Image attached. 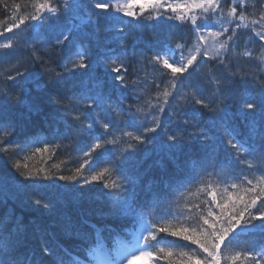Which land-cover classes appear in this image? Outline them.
<instances>
[{
  "label": "snow or ice",
  "instance_id": "obj_1",
  "mask_svg": "<svg viewBox=\"0 0 264 264\" xmlns=\"http://www.w3.org/2000/svg\"><path fill=\"white\" fill-rule=\"evenodd\" d=\"M261 3H264V0H261ZM243 5L244 0H232L228 15L234 19L228 21L229 25L235 20L243 21ZM137 6H139L140 15L144 13L145 8L151 7L157 12L153 19H175L184 22L186 19L184 15L172 16L163 10L172 8L175 11L186 7L190 12L193 9L218 12L220 0H191L185 5L177 4L175 7L167 0H128L123 6L113 5L109 0H100V2L93 0L92 11L86 13L87 20L84 24L97 28L112 16L109 12L110 8H113L116 13L122 12L128 17L139 19L137 12L133 11ZM7 7L5 5V10ZM19 7L16 5V8ZM74 7L75 0H63L62 7L59 4L53 6L51 0H42V2L37 0L34 13L27 17L17 16L15 19L19 20L18 24L13 22L5 27L6 32L13 33V30L19 29L20 25L31 26L35 31L45 22L49 28L59 24L62 19L70 24L66 30H61L54 37L55 48L67 49L64 56L56 62L59 71L53 67L51 55L46 58L40 54L46 49L30 46L31 55L27 63L15 57L16 63L13 64L9 60V74L0 73V76H4L5 81L13 86V92L23 93V96L13 95V92L0 89V134H2L0 145L7 138L29 127L31 122L24 118V110L28 114L43 113L44 122L50 124L53 137L60 140L67 138V132L72 125L55 109L44 112V101L36 102L31 99L33 87L37 92L51 89L47 103L59 105L65 97L56 89L70 90L65 74L83 75L80 70L91 67L93 71L87 74V80L79 82L80 91L72 92L70 99L77 98L78 103L85 109H92L94 113L102 104L107 103L108 98L102 91L105 78L110 77L112 82L121 89H129L126 80L129 65L128 45L125 39L118 40L119 51L115 48H100L94 31H86L79 24L72 23L71 13ZM238 9H240L239 14H237ZM261 16L264 18V12ZM187 19L196 30L199 40L204 41L205 37L199 34L209 25L206 22L198 25L195 16ZM206 20L207 17H205ZM26 21H28L27 24ZM240 27V23H235L232 35H228L226 42L219 45L215 55L209 53L206 45H199L193 48L191 54L185 56L183 54L185 45L177 44L173 47L165 42H161L156 49V54L151 58L145 56L143 52L140 53L142 60H147L149 65L159 66L166 73H170L171 87L174 91L177 81L181 85L185 80L192 81L190 98L181 96L180 99L186 100V104L177 107L174 112L170 110L166 121L159 119L165 111L164 107L151 104L148 105L151 110L146 113L143 109L133 112L129 106V111L123 114L125 116L123 120L122 113L112 108L111 119L106 116V122L100 121L98 113L91 123H85L79 113H67L73 121L80 124L76 133L78 136L93 130V124L101 126L97 129L99 136L94 139V142L88 143L89 150L84 152V156L92 158L96 150H102L99 154L103 156L107 151L113 157L108 161L110 167H104L99 171L89 169L90 175H86L84 165L90 160H85L84 164L77 167L70 175H58L42 170H27V164H21L20 160L12 161V158L8 157L11 167L16 170L20 178L17 181L20 187L55 180L77 184L100 182L99 194L86 196L85 193L80 192L77 193V197L81 201L99 200L103 207L92 213L96 217L95 223L84 214L75 221L71 217L65 218L62 231L66 237L78 242L74 249L75 255L55 242L54 234L48 228L37 225L35 222L25 224L21 217L7 214L0 217V264H67L64 257L69 255L71 264H134V261L140 258H147L155 264H162L163 261H169L172 264L174 254L170 249L155 248V243L159 242L157 233L190 241L198 245L202 253L207 254L204 259H201L196 252L191 254L183 252L174 264H222V245L241 247L251 264H264V186L261 185L264 175H261L255 184L253 180L248 179L247 175H244L241 181L247 184L244 195L237 194L239 186L235 182L219 181L218 184H223L219 194L209 186L205 191L206 196L210 198L206 201L207 210L201 209V215L196 217L191 227L183 225L157 227L150 220L144 221L143 215L145 209L166 201L169 195L199 181L203 176L216 174L218 168L231 169L235 173L242 164H246L252 173L264 174V80L259 79V75H264V70H259V75L249 72L240 73L239 70L232 72L229 66L230 60L225 59L236 29ZM228 31V27H223L221 32L213 33V35H225ZM256 35L259 40L264 41V33H256ZM0 38H3V33H0ZM133 40L135 41L136 38L134 37ZM94 44L97 46L95 53L93 52ZM0 49L12 50L11 38L7 43H0ZM3 55L13 56V52L5 51ZM132 55H137L134 50ZM244 55L252 57L251 52H245ZM261 59L264 60V57ZM210 62L215 63L210 64ZM201 63L210 65L206 73L200 71ZM96 69H102L103 76H97ZM20 81L23 83L21 84ZM89 81L92 82L91 88L88 87ZM75 87L77 85H72V88ZM93 90L95 95H90L89 93ZM164 95L167 98L172 94L165 91ZM165 102L167 103V99ZM176 113H180V118H177ZM238 122L243 125V131L237 127ZM60 123L65 125L64 132L60 131L58 126ZM122 125L134 128L136 134L124 131ZM118 132L122 136L131 137L140 146L155 145L160 136H163V146L169 149L170 159H174L175 152L183 150L184 141L190 138L201 153V166L187 171L177 168L174 176H169L163 181L165 191L162 194L153 192L151 182L141 188L140 182L146 172L138 173L131 166L136 149L132 148L131 152L124 149L118 157L115 155L118 149L115 147L111 150L106 149V145L117 144L115 139L109 140L107 137L115 136ZM25 135H27L26 132ZM37 142L42 141L37 138ZM220 145L226 149V157L223 161L217 159ZM16 148L19 151H16ZM24 150L23 140L15 148L10 145L2 149L4 153L11 151L14 155H19ZM48 151L49 145L45 143L44 147L35 148L33 155ZM249 158L256 163L253 165ZM164 172L167 173V169H164ZM109 175H114L115 179H109ZM236 179L240 177L236 176ZM5 184V178L0 176V190ZM26 198L49 211L55 206L50 200L44 197L37 198L32 192H28ZM0 202L6 203V201ZM137 220L144 221L141 234L132 233V241L125 243L120 238H126L130 234L129 225ZM143 232H147V235H143ZM257 235L260 236L259 241L255 239ZM242 237L248 239H241ZM240 254L237 253L232 260L234 262L238 260Z\"/></svg>",
  "mask_w": 264,
  "mask_h": 264
},
{
  "label": "trees",
  "instance_id": "obj_2",
  "mask_svg": "<svg viewBox=\"0 0 264 264\" xmlns=\"http://www.w3.org/2000/svg\"><path fill=\"white\" fill-rule=\"evenodd\" d=\"M35 0H0V33H3V37H7L5 34V27L11 23H19V20L10 21L12 16H24L34 13V2ZM52 1V0H51ZM95 2H100V0H95ZM113 5L123 6L121 0H109ZM124 2V1H123ZM173 7L175 5H185L191 2V0H167ZM93 0H75V7L72 16V23L79 24L81 27L85 28L86 31H94L98 38V45L100 48H115L119 51L118 40L120 38L125 39L128 45V60H136L140 57V53L143 52L145 56L151 58L156 54V49L160 46L161 42L169 43L173 47L177 44L186 45L190 50L199 41V36L196 30L191 25L190 21L187 19V8H179L173 11L172 8H166L168 15L179 16L184 15L187 17L184 22L179 20H156L153 19L157 15V12L151 7L145 8V11L140 15L139 6L135 7L133 11L137 12L139 19H133L126 16L124 13H116L113 8L109 9L112 13L109 20L105 21L97 28H92L90 25L85 26L84 22L87 20L86 13L92 11ZM232 0H220V10L218 12H204L200 9L193 10V16L196 17L197 24L207 23L209 27L202 31L199 35L205 37L207 43H211V40L215 42L214 53L219 48L221 43L226 42L227 36L232 35V30L235 28V23H240L241 27L236 29V34L233 37V42L230 44L229 52L225 56L226 60H230V69L232 72L240 73H257L259 75V70H264V41L259 40L256 33H264V18H262L261 13L264 12V3L261 0H244V19L243 21L235 20V22L229 25L228 21L234 19L228 15ZM5 5H7V10H5ZM19 5V8H16ZM60 6H63V0H60ZM33 8V10H32ZM32 10V11H31ZM99 11V10H96ZM240 9H238L239 14ZM205 17L207 20L205 21ZM28 21H26V24ZM47 24V22H45ZM45 24L41 25L37 33H31L32 29L20 25L19 29L13 30V35L15 36V42L17 44L16 53L21 58L23 57V49L27 51L29 48L21 45L20 43H26L32 41L34 38L36 40V48L42 49L43 42L46 44V51L41 55L48 58L50 55L53 58V67L59 70L57 61H59L67 49L55 48L54 37L61 31L66 30L70 24H68L63 19L59 24L54 25V29L46 28ZM247 26V27H245ZM223 27H228L229 31L225 35L215 36L213 33L221 32ZM106 28L108 29L106 31ZM122 29V31H120ZM23 30V31H22ZM153 31L156 32L157 42L154 43L149 35H152ZM18 32V33H17ZM28 32V33H26ZM26 33V34H25ZM30 33V34H29ZM161 35V37H159ZM136 38L134 41L133 38ZM1 40V38H0ZM4 41V40H2ZM67 43V42H66ZM156 46V48L151 49L150 46ZM134 46V47H133ZM97 49L96 44L93 45V52L95 53ZM133 50L136 52V56H133ZM31 53V51L29 50ZM245 52H251L252 57H247L244 55ZM189 55V53L187 54ZM186 55V56H187ZM2 57V56H1ZM199 59V58H198ZM24 60V59H23ZM147 66L139 65L133 66L131 64L129 69H133L135 76L134 88L130 86V82L126 77L129 89H121L116 84H114L110 77L105 78L104 88L116 92L118 97L114 104H109L108 102L102 104L98 110L104 111V115L110 114L111 109L115 108L118 112L125 114L129 111V106H131V111H136L137 109H143V112H148L151 109L148 107L151 105L163 106L165 111L159 117L161 121H166L169 118V111H175L180 105L173 100L170 96L165 97L162 91L154 86L151 82L152 77L156 74L163 72L159 66H152L147 63ZM3 60L0 59V71H5V64ZM16 63V62H14ZM215 63V62H214ZM213 63V64H214ZM128 65V66H129ZM208 66L201 63L200 71L206 73L208 71ZM84 73V77L87 78V74L92 72L93 69L90 67L87 70H80ZM97 76H103L102 69H96ZM259 79L264 80V75H259ZM186 91L183 96L190 98V93L192 91V81L187 80ZM34 88V87H33ZM0 89L13 92V86L9 82L0 79ZM35 90V89H34ZM60 89H56L59 91ZM18 91H16L17 93ZM15 92H13L14 95ZM31 93V99L35 100L33 97L36 95H46V91H39L38 94ZM17 95L23 96V93L18 92ZM138 97V99H137ZM167 99V103L165 102ZM186 104V100L182 101V105ZM155 114V113H154ZM124 116V115H123ZM177 118H180V113H176ZM32 115H28L27 111L24 110V118L30 120V125L27 129L21 131L19 134L9 137L3 141L0 145V176H3L6 180V184L3 189L0 190V217H4L6 214L9 216L23 217L22 220L25 224H30L35 222V224L40 225L44 228H48L54 234L55 242L59 243L63 247L67 248L68 251L75 255V246L78 243L76 240L66 237L62 231L64 220L66 217H71L73 221L77 220L82 214L88 215L90 220L95 223L96 217L92 213L103 205L99 200L85 199L79 200L77 193L83 192L86 196L90 194H99L101 191L100 182H91L89 184H77L76 182H65L60 180L44 181L36 183L31 186L20 187L17 181L20 179L17 176L16 170L11 167V162L8 161V157L12 158V161L20 160L21 164H27V170H42L48 173H57L58 175H70L81 164H84L85 160H90L88 164L84 165V170L86 175H90L89 169L99 171L104 167H110L108 163L113 157L108 154L107 151L104 152L103 156H100L102 150H96L93 153L92 158L84 156V151H88V143L94 142V139L98 137V133L94 135H87L84 139V144L74 145L71 139L68 137L60 140L54 138L49 131H40L38 126H36L30 119ZM125 116L122 118V120ZM34 122L42 121L40 118L33 119ZM101 122H104L100 119ZM98 128L100 125L95 124ZM124 131L133 132L136 134V130L127 125L121 126ZM174 127V125L172 126ZM237 127L243 131V125L239 122ZM64 128V127H63ZM38 129V130H37ZM25 132L27 135H25ZM45 134L47 136L46 144L49 145V151L45 153H37L33 155V148L40 142H37V138L42 137ZM2 135V134H0ZM108 139V138H107ZM113 139L117 141L115 146L109 144L106 145V149L111 150L113 147L118 149L115 155L120 156L119 152L128 149L130 152L132 148L136 151L134 155L136 156V161L133 160L131 166L138 173H145L142 176L140 186L143 188L144 185L149 182L152 183L153 192L163 193L165 191L163 181L168 179L169 176H174L177 168L187 171L192 168H199L201 166V153L197 150L195 142L193 140L186 139L184 141V148L182 151L174 153V159L169 158V149L164 147V137L160 136L159 140L155 145H137L136 141L131 137L122 136L119 132L113 136ZM25 142V150L19 155H14L13 152L4 153L3 148H8L10 145L15 148L19 145L21 141ZM83 141V140H82ZM45 144V143H44ZM123 146V148H118L116 146ZM130 145L132 147H130ZM139 151H138V148ZM40 147H44L40 146ZM19 151L18 148L15 149ZM21 157H29L28 159H22ZM226 157V149L223 145H220L217 159L223 161ZM251 163L254 165L256 161L249 158ZM167 169V173L164 172ZM243 170V171H242ZM247 175L248 179L253 180L255 184L261 177L259 172L252 173L248 170V165L242 164L240 168L235 170V173L231 169H220L216 170V174L212 176H203L199 181L193 182L186 187L180 188L179 191H175L173 194L167 197L166 201L155 204L153 207H149L144 210L143 215H147L153 224L157 227L162 225L171 226H186L191 227L194 225L196 217L201 215V209L207 210L206 201L210 199L206 196V189L213 188L219 194L220 190L223 188V184H218L219 181L227 180L229 183L235 182L239 186L237 192L238 195H244V189L247 184L241 183L243 176ZM239 176L240 179H236ZM109 179H115L114 175H109ZM261 185L264 186V181H261ZM232 191V189H229ZM34 193L37 198L44 197L54 203V207L49 211L42 206H37L32 201L28 200L27 193ZM150 196V194H149ZM199 205V208L195 206ZM53 222H55L53 224ZM99 227V225H97ZM130 224L129 227H132ZM158 243H155V248L163 247L165 249H170L173 252L172 264L180 258V253L187 252L191 254L196 252L197 255L204 259L206 253H202L198 245L192 244L190 241H185L182 238L172 237L167 234L157 233ZM123 238V237H122ZM241 239H248L247 237H242ZM257 241L260 240V236L255 237ZM155 250V249H152ZM237 253H241L239 259L235 262L232 257ZM65 261L67 264H71V256H65ZM221 258L222 264H251V261L246 258L244 249L241 247H234L229 245L227 247L221 246ZM162 264H170L169 261H163Z\"/></svg>",
  "mask_w": 264,
  "mask_h": 264
},
{
  "label": "bare ground",
  "instance_id": "obj_3",
  "mask_svg": "<svg viewBox=\"0 0 264 264\" xmlns=\"http://www.w3.org/2000/svg\"><path fill=\"white\" fill-rule=\"evenodd\" d=\"M33 2H34V5H35L37 3V0H35ZM41 2H42V0H41ZM51 3H52L53 6H56L58 4L60 5V0H52ZM32 10H33V8H32ZM14 20H16L15 19V16H12V18H11L10 21H14ZM44 26H47V24H45ZM39 27L40 26H38L35 29V31H33L32 27L30 26V28L32 29V31H30V32L36 34ZM46 28H49V27L47 26ZM49 29H54V27L49 28ZM156 32L157 31H153L152 35H149L150 38H152V41L154 43L157 42ZM4 33L7 34V37L5 36V37L1 38L0 43H3L2 40H6L8 42V39L9 38H11V41L13 43V49L12 50L0 49V59L3 60V62H4L3 64L6 63L5 66H4V69H6V70L5 71H0V73H4L5 75H7V74H9V71H10L9 60H11V63L14 64V62H16L15 57H19V59L22 62L27 63L28 62V59H29V57L31 55V53L29 52V50L31 51V47L30 46H35L36 47V40L34 38L32 41L29 40V42L20 43L21 45H23L25 47L27 46L29 48L28 51L26 49H23V52H22L23 57L21 58L20 56H18V54L15 51L16 50V47H17V44L15 42V36L13 35V33H8L6 31ZM26 33H28V32H26ZM159 37H161V35H159ZM150 48L153 49V48H156V46L155 45L154 46H150ZM42 49H46L45 41L43 42ZM5 51H12L13 52V56H7V57L4 56L3 53ZM188 51H189V49L185 45V47L183 49V54L184 55H187L188 54ZM43 52L44 51H42V53ZM129 64H131L133 66H139V65L147 66L145 60H142V58H137L136 60L129 61ZM128 67H130V65ZM57 71H59V70H57ZM81 73H83V72L81 71ZM135 76H136V74H135L134 70L133 69H129L128 72H127V74H126V77L128 78V80L130 82V86L132 88H134ZM0 79L1 80H5L4 79V76H0ZM150 79H151L152 84L154 86H156L157 88H159V90L162 91L163 94L165 93V91H167L169 93H172V91H174L173 88L171 87V76H170V73H166L165 71H163V72H161L159 74H156L154 77H152ZM65 80L68 83L70 90L60 89L58 91V92L61 93L62 96L65 97L62 100L61 104H59V105H50V104L47 103V97H48L49 93L52 91L51 89H45V90H43V91H46V95H36L33 98L35 100H37L38 102L44 101V105H43L44 112H49V111H52L53 109H55L59 115L65 116V119H67L68 123L70 125H72V128L69 129L68 132H67V137L69 139H71L72 142H74V145L78 146V145L84 144V139H85V137L87 135H94L95 136L97 133H98L97 135H99V131H97V129H100V128H98L95 124H93V130L88 131L86 133H81L78 136L76 133H77V130L79 129V127H80V124H79V122L73 121L72 118H71V116H69L67 113L68 112H71L72 114H77V113L81 114L82 119L84 120L85 123H91L93 121V119L95 118L96 113L99 114V119H102L104 122H106L105 117L107 116L109 119H111V113L104 115V111L98 110V108L96 109V112L94 113L92 111V109H85L80 103H78L77 98H71L70 99V97H72V92H77L78 93L80 91L79 82L81 80H87V78L84 77V73H83V75H74V76H69V75L65 74ZM20 83L22 84L23 81H20ZM74 84L77 85V87L72 88V85H74ZM88 87L89 88L92 87V82L91 81L88 82ZM177 88H178V86H176V90H177ZM102 91H103L104 96L108 98L107 99V102L109 104H111V105L114 104L115 101H116V98L118 97V95L116 94V92L114 94V92H112V90H108L107 91L104 87H103ZM35 92H36V90H34V88H33L32 93H35ZM17 93L15 92L14 95H17ZM36 94H38V92ZM89 94L90 95H95V90H93ZM28 115H32L33 116V117H30V119H31V121L36 126H38V128H39L40 131H43V130L44 131H49L51 133V135L53 136V134H52V128H51L50 124L44 122V115H43V113H40V114L33 113V114H28ZM123 117L124 116L121 115V119ZM36 118H40L42 120L40 122V125H39L38 122H34L33 119H36ZM58 126H59L61 132H64L65 131V125L63 123H60ZM107 138L109 140H112L113 139V136H109ZM47 140L48 139H47V136L45 134H43L42 137H39V141H42V142L38 143L33 148V152H34L35 148L40 147V146H43L44 143H46ZM116 147L123 148V146H118V145ZM137 148H138V146H137ZM138 151H139V148H138ZM119 154H121V151L119 152ZM136 159L137 158L134 155V159L133 160L136 161ZM133 160L131 161V163L133 162Z\"/></svg>",
  "mask_w": 264,
  "mask_h": 264
},
{
  "label": "rangeland",
  "instance_id": "obj_4",
  "mask_svg": "<svg viewBox=\"0 0 264 264\" xmlns=\"http://www.w3.org/2000/svg\"><path fill=\"white\" fill-rule=\"evenodd\" d=\"M2 42H3V43H7L6 40H4V41H2ZM144 221H145V220H144ZM144 221L139 222V224L141 225V229H142V225H143V222H144ZM144 233H147V232H144ZM142 259H144V258H142ZM137 260H139V259H137ZM137 260H136V261H137Z\"/></svg>",
  "mask_w": 264,
  "mask_h": 264
}]
</instances>
